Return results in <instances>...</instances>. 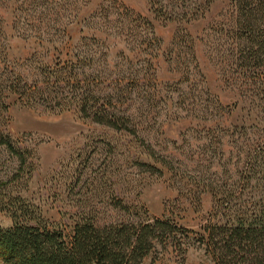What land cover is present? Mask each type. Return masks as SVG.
<instances>
[{"label": "rangeland", "instance_id": "rangeland-1", "mask_svg": "<svg viewBox=\"0 0 264 264\" xmlns=\"http://www.w3.org/2000/svg\"><path fill=\"white\" fill-rule=\"evenodd\" d=\"M0 16V73L16 89L5 128L34 164L8 191L66 243L81 218L160 220L166 234L142 264H214L197 239L218 199L264 205V172L246 182L241 166L264 129L240 95L264 66L241 51L231 0H5ZM82 94L129 115L135 134L82 117ZM18 164L0 146V180Z\"/></svg>", "mask_w": 264, "mask_h": 264}, {"label": "trees", "instance_id": "trees-1", "mask_svg": "<svg viewBox=\"0 0 264 264\" xmlns=\"http://www.w3.org/2000/svg\"><path fill=\"white\" fill-rule=\"evenodd\" d=\"M4 1L0 0V5ZM211 2L206 0V5ZM231 4L232 24L241 32L237 38L243 40L239 43L243 45L241 51H247L248 62L264 66V0H231ZM172 14L168 16L173 18ZM1 24L0 16V33ZM258 78L256 88L249 90V94L240 92V95L248 102L251 119L256 120L251 125H261L264 129V102L258 104L264 100V76ZM11 88L14 87L6 85L0 73V146H5L19 162L11 178L0 180V211H6L12 221L10 227L0 228L1 264H142L153 242L166 234V223L147 220L138 224L119 222L97 227L91 219L81 218L73 224L70 241L66 243L62 232L45 222L34 204L8 191L21 174L29 178L34 170V164L26 163L24 151L13 144L5 128L7 94L16 90ZM27 92L18 91L20 101L28 102ZM77 102L82 117L135 134L134 127L128 125L131 123L129 115L118 114L114 106L90 105L83 94ZM246 152L241 163L242 179L253 182L258 169L261 174L264 172V136ZM149 156H154V152L150 151ZM233 196L218 199L220 206L227 204L216 212V222L203 227L205 234L197 241L206 245L214 264H264V205L231 206L237 199Z\"/></svg>", "mask_w": 264, "mask_h": 264}]
</instances>
